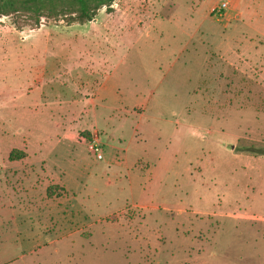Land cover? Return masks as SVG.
<instances>
[{
    "label": "rangeland",
    "instance_id": "374dc122",
    "mask_svg": "<svg viewBox=\"0 0 264 264\" xmlns=\"http://www.w3.org/2000/svg\"><path fill=\"white\" fill-rule=\"evenodd\" d=\"M0 197V264H264V0L0 18Z\"/></svg>",
    "mask_w": 264,
    "mask_h": 264
},
{
    "label": "trees",
    "instance_id": "16d2710c",
    "mask_svg": "<svg viewBox=\"0 0 264 264\" xmlns=\"http://www.w3.org/2000/svg\"><path fill=\"white\" fill-rule=\"evenodd\" d=\"M115 0H0V18L28 14L39 25L42 19H62L68 24L92 21L102 8L110 10ZM14 149L9 158H22Z\"/></svg>",
    "mask_w": 264,
    "mask_h": 264
},
{
    "label": "crops",
    "instance_id": "0c3cea01",
    "mask_svg": "<svg viewBox=\"0 0 264 264\" xmlns=\"http://www.w3.org/2000/svg\"><path fill=\"white\" fill-rule=\"evenodd\" d=\"M233 55V54H232ZM235 56L237 59H238V54L236 53ZM233 61H236V59H234ZM113 92V93H112ZM112 92H111V89L108 88V84L105 82V85L103 87H101V89H98V91H96L97 93V99L104 105L102 106H105L108 108V105L109 106H112V104H109L107 102V99L108 97L111 95L112 97L115 96V99H117L119 97V94L118 93H115L114 94V91L112 89ZM80 96V95H79ZM79 102V101H77ZM82 114V113H80ZM94 114H96L94 112ZM92 115V114H91ZM89 115V116H91ZM90 118V117H89ZM96 140V139H95ZM49 149V148H48ZM47 148H43V147H40L39 149V152L38 154H40L41 156H38L37 159L34 161V162H31V163H34V164H37L38 163H41L39 165H43V162H44V158L47 159L45 157V152L48 150ZM89 151V150H88ZM85 156L83 157H80L78 156V159L80 162L84 161L85 160ZM21 159V158H20ZM114 161H112L111 159H108V161L106 162L107 166H111V165H114L113 164ZM119 166V165H118ZM37 168V167H36ZM43 168V167H41ZM47 169V168H46ZM37 172V171H36ZM42 173L44 174V168L41 170V173L37 172L35 173V175H33L34 173L31 174V176H27L26 177V180H29L26 184H24L21 189L19 190L20 193L24 194L25 197H26V201L27 203L26 204H23V206L25 207L26 210H31V211H36L37 212V215L39 216V218H41L43 221L46 222V227L48 226V223H49V215H50V204H49V199L47 198V196H43V187L42 186H39V188H34L32 186V183L29 185V183L34 180L37 176L39 177H42ZM33 175V176H32ZM67 184V182H66ZM13 196H10L8 199H11ZM16 197V195H15ZM1 198V197H0ZM14 198V197H13ZM2 199V198H1ZM0 199V210L2 211H6L8 209L12 210L15 206H12L11 204H9L8 202V208L7 206H4L2 204L1 201H3V199L1 200ZM7 199V200H8ZM36 202V203H35ZM74 208H79L78 212H79V215L81 217L82 215V209H83V206L81 204H75L74 203ZM2 221L1 219V215H0V222Z\"/></svg>",
    "mask_w": 264,
    "mask_h": 264
},
{
    "label": "built area",
    "instance_id": "2783aa9c",
    "mask_svg": "<svg viewBox=\"0 0 264 264\" xmlns=\"http://www.w3.org/2000/svg\"><path fill=\"white\" fill-rule=\"evenodd\" d=\"M226 7H227V4L223 3L222 7H221V11L224 12ZM213 11H219V10L218 9H214ZM223 12H220L219 15L221 16L223 14ZM88 149H89L90 152L94 153V155L98 159H102L103 158L99 144L94 143V142H89L88 143Z\"/></svg>",
    "mask_w": 264,
    "mask_h": 264
}]
</instances>
